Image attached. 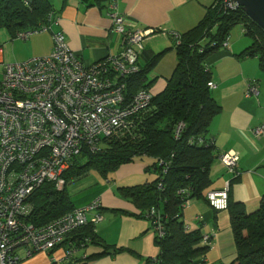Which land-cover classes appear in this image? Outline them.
<instances>
[{"label":"crops","instance_id":"1","mask_svg":"<svg viewBox=\"0 0 264 264\" xmlns=\"http://www.w3.org/2000/svg\"><path fill=\"white\" fill-rule=\"evenodd\" d=\"M48 1L53 9L52 22L27 27L15 32L12 37L20 40L17 37L19 32L39 29L26 39H21L31 49L28 52L31 57L47 55L52 47L51 32L59 30L63 32L68 47L85 64L120 51L122 37L112 31V21L105 0L91 6L82 0ZM213 1H117L116 10L124 16L127 29L159 28L158 34L144 40L139 54L141 68L158 55L155 64L146 74L147 82H151L149 90L153 95L164 89L176 67L174 37L196 26ZM45 25L49 28L41 30ZM231 30L227 45L219 47L207 60L211 81L215 83V88L210 89L211 94L221 108L208 128L207 139L213 140L218 156L210 165L211 183L203 193L206 195L209 191L220 190L227 181H231L229 201L240 204L247 213H251L259 207L264 194V134L256 136L252 131L254 127L264 125V81L258 59L241 55L251 44V39L243 34L242 28ZM31 57L23 52L20 53L19 60ZM249 85L255 86L256 93L247 94ZM224 152H234L238 156V175L235 179H232L234 176L219 160V155ZM154 161V158L149 157L144 163L134 164L132 178L124 177L125 183H111L106 175L105 183L95 182L84 188H69L70 192L66 189L76 207L95 199L100 203L95 212L101 215V220L90 222L94 212L88 214V224L92 225L97 241L88 243L77 251L76 264H154L152 260L159 249L150 220L140 216L142 210L118 193L120 186L141 185L153 181L157 175L154 171L150 173L149 167ZM163 208L161 205V212H164ZM181 209V219L186 229L200 228L202 235L210 238V246L196 263L230 264L236 257V247L228 211L210 207L205 197L194 198ZM67 244L69 242L62 244L53 253L39 251L31 255H26L25 248H18L20 260L17 264H57L51 262V259L61 256ZM106 245L109 246V251L103 253ZM114 248H120L121 251L113 253ZM83 253L86 254V259H81Z\"/></svg>","mask_w":264,"mask_h":264},{"label":"built area","instance_id":"2","mask_svg":"<svg viewBox=\"0 0 264 264\" xmlns=\"http://www.w3.org/2000/svg\"><path fill=\"white\" fill-rule=\"evenodd\" d=\"M117 1L108 0L107 7L112 31L122 37L121 49L92 63L85 64L68 47L60 30L51 32L52 47L44 56L6 63L0 45V264H17L18 248H25L26 255L53 253L70 233L89 223L91 212L94 214L90 222L101 220L95 212L100 203L95 199L36 226L29 221L33 210L29 197L44 182L62 190L64 172L84 149L96 151L105 139L131 134L140 114L150 107L152 92L139 88L128 94L126 79L140 72L138 60L143 42L158 34L159 28L127 29L124 16L116 10ZM222 2L227 9L240 8L234 0ZM53 17L50 12L48 24ZM48 28L45 25L41 30ZM38 30L19 32L17 37L26 39ZM174 38L179 43V36ZM227 41L220 47H225ZM207 85L215 88L212 81ZM251 93H256L253 85L248 86L247 94ZM183 126H176V136ZM252 131L261 136L264 125ZM219 160L234 177L238 175V156L234 152L220 154ZM229 186L227 181L224 188L207 192L205 199L210 207L227 209ZM189 201L186 199L182 207ZM146 218L155 236L163 237L161 213L150 208ZM89 242V238L70 242L62 255L52 257L51 262L76 264L75 254ZM200 244L210 246L209 236L203 235ZM81 259H86L85 253Z\"/></svg>","mask_w":264,"mask_h":264},{"label":"trees","instance_id":"3","mask_svg":"<svg viewBox=\"0 0 264 264\" xmlns=\"http://www.w3.org/2000/svg\"><path fill=\"white\" fill-rule=\"evenodd\" d=\"M82 1L91 6L103 0ZM222 1L214 0L203 19L179 36L173 74L164 89L153 95L149 109L140 114L131 134L105 139L96 151L84 149L64 172L62 190L55 189L51 183L41 184L29 197L33 205L30 222L41 226L76 207L66 192V184L85 176L89 170L94 169L106 177L120 165L147 156L155 160L151 167L157 177L141 185L120 186L118 193L142 210L140 216L146 217L150 208L162 215L165 234L161 238L155 236L159 252L152 262L197 264L196 260L204 256L208 247L200 244L201 230L185 228L181 206L186 199L205 197L203 192L211 183L210 165L218 156L213 140L207 139L210 122L221 108L207 85L211 81L207 60L228 38L232 27L240 25L246 28L243 34L251 39L241 55L256 57L264 73V31L241 7L230 10ZM105 2L108 6V0ZM52 10L48 0H0V28H7L14 36L27 27L48 24ZM157 59L158 55L140 72L126 79L128 94L139 88L149 89L151 82H147L146 74ZM179 123L184 126L176 136ZM161 205L164 212L160 211ZM226 210L236 247V257L230 264H264V194L259 207L251 213L230 201ZM86 238L90 239L89 243L97 241L88 223L70 233L64 243H79ZM104 247L103 253H108L109 246ZM119 251L120 248L113 249V253Z\"/></svg>","mask_w":264,"mask_h":264},{"label":"rangeland","instance_id":"4","mask_svg":"<svg viewBox=\"0 0 264 264\" xmlns=\"http://www.w3.org/2000/svg\"><path fill=\"white\" fill-rule=\"evenodd\" d=\"M240 29H241L240 25H235L232 28V30H240ZM12 37L13 36L9 33L7 28L5 27L0 28V45H2L4 50V61L6 63L21 61V59L19 60V56L20 53L23 52L31 57L32 55L28 54V52H30L31 49L28 47V45H25L26 41H21V39L20 40L12 39ZM244 38L248 41V43L250 42V40L247 37ZM0 74H1V66H0ZM261 74H262L261 77L263 78L264 81V73L261 72ZM148 158L149 157H137L132 162H128L120 165L116 170L110 171L107 174V177L110 178L109 181L111 183H114L116 181H117L116 183H123V182L125 183V181H123L124 177H128L130 179L132 178L131 171L134 168L133 165L134 164L136 165L138 163H144L143 161H145ZM149 171L150 173H153L152 167H149ZM155 174L157 175L156 172ZM95 182L105 183L106 179L98 171L91 169L88 171V173L85 176L81 177L80 179L68 182L66 184V189L68 190L69 188L70 189L84 188L92 185ZM117 187L118 186L115 187L116 191H117Z\"/></svg>","mask_w":264,"mask_h":264},{"label":"water","instance_id":"5","mask_svg":"<svg viewBox=\"0 0 264 264\" xmlns=\"http://www.w3.org/2000/svg\"><path fill=\"white\" fill-rule=\"evenodd\" d=\"M242 11L264 31V0H234Z\"/></svg>","mask_w":264,"mask_h":264}]
</instances>
